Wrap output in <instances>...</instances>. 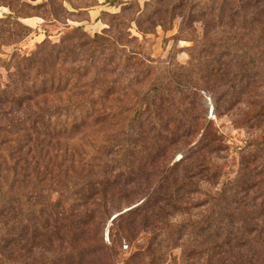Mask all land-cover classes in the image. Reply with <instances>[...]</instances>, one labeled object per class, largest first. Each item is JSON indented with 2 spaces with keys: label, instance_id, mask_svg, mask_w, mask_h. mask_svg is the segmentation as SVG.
Segmentation results:
<instances>
[{
  "label": "rangeland",
  "instance_id": "rangeland-1",
  "mask_svg": "<svg viewBox=\"0 0 264 264\" xmlns=\"http://www.w3.org/2000/svg\"><path fill=\"white\" fill-rule=\"evenodd\" d=\"M221 2L0 0V58H6L0 68L1 83L13 88L35 86L37 91L60 85L64 91L38 98L30 111L0 118V129L12 120L15 125L56 107L59 120L52 122L61 131L60 125L70 120L79 126L74 133L87 135L132 133L130 127L134 133H146L155 125L153 133H217L222 137L217 144L220 151L209 163L217 177L196 182L199 193L186 201V207L207 204L234 178L241 157L249 154L240 150L264 142V16L256 15L264 0L231 3L233 13L244 4V17L235 23L238 29H231L228 20L221 21ZM227 43L235 47L228 50ZM33 54L32 60L19 66L22 78L13 79L17 57ZM110 224L95 223L84 242L68 239L80 254L62 264L96 260L150 264L135 254L146 247L152 234L135 233L127 242L115 228L109 230ZM185 240L179 245L188 246ZM96 245L108 252L102 260L84 251ZM165 245L169 248L158 264L190 263V257L182 258L180 248L170 242ZM39 251L38 256L46 255V250ZM48 258L50 254L39 264Z\"/></svg>",
  "mask_w": 264,
  "mask_h": 264
},
{
  "label": "trees",
  "instance_id": "trees-1",
  "mask_svg": "<svg viewBox=\"0 0 264 264\" xmlns=\"http://www.w3.org/2000/svg\"><path fill=\"white\" fill-rule=\"evenodd\" d=\"M235 1L242 2L222 0L218 8L231 29H238L235 23L244 17V4L234 13L230 9ZM256 15L264 16V6ZM234 47L227 43L228 50ZM34 57H17L10 76L22 78L19 66ZM5 61L0 58V68ZM60 89L13 88L3 85L0 76V118L30 111L38 98L64 92ZM40 112L0 129V264H39L48 254L44 264H62L80 254L68 239L84 242L88 229L100 222H110L109 230L115 228L127 242L135 233L152 234L135 254L150 264H158L167 242L181 249L183 259L190 257L189 264H264V142L240 150L249 154L241 157L236 175L216 198L187 208L186 201L199 193L195 183L217 177L209 163L220 151L219 134L153 133L156 125L134 133L132 118L127 125L132 133L87 135L74 133L76 121L63 122L64 131L58 130L52 121L59 120L60 108ZM184 240L188 246L179 245ZM100 245L84 251L102 260L108 252ZM39 250L46 255L38 256Z\"/></svg>",
  "mask_w": 264,
  "mask_h": 264
}]
</instances>
